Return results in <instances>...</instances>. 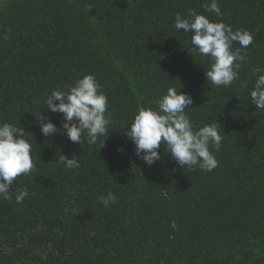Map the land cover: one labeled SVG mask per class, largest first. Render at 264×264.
I'll return each instance as SVG.
<instances>
[{"label": "trees", "instance_id": "1", "mask_svg": "<svg viewBox=\"0 0 264 264\" xmlns=\"http://www.w3.org/2000/svg\"><path fill=\"white\" fill-rule=\"evenodd\" d=\"M211 2L0 4V123L23 129L35 165L13 182L11 200L0 199V264H264V110L249 95L254 69L264 68V0H218L219 18L205 10ZM189 9L253 35L230 86L206 82L209 59L193 51L192 33L175 29L176 14L188 18ZM88 74L112 120L95 145L71 142L62 114L44 103ZM169 87L192 97L185 111L194 129L219 124L213 171L182 169L163 144L152 166L135 155L125 129ZM41 111L57 134L41 133ZM61 155H75L79 168L57 163ZM24 188L29 195L18 205ZM109 191L117 203L105 208L98 197Z\"/></svg>", "mask_w": 264, "mask_h": 264}, {"label": "clouds", "instance_id": "2", "mask_svg": "<svg viewBox=\"0 0 264 264\" xmlns=\"http://www.w3.org/2000/svg\"><path fill=\"white\" fill-rule=\"evenodd\" d=\"M205 10L214 12L218 18L222 15L218 0L205 5ZM187 17L182 18L177 13L174 27L177 31L192 33L189 43L193 51L209 59L206 82L214 87L230 86L239 79L240 64L247 60V55L241 54V51L253 43V35L242 29L234 32L231 26L223 22H211L193 9L188 10ZM234 42L240 45L235 51L232 47ZM253 76L255 81L249 92L250 103L256 109L264 110V68L257 66ZM244 86L247 87V83ZM100 89L101 85L95 76L88 74L68 86L67 92L58 88L47 96L44 102L46 110L62 114V134L71 142L82 144L86 140L88 144L95 145L100 137L109 136L111 113L107 110L108 98ZM155 103V110L138 108L125 129L124 134L135 146V155L146 165L152 166L160 159L158 149L163 144L171 159L182 169L195 170L198 167L202 171H213L218 161L209 148L211 146L217 152L221 149L223 137L219 124L216 122L194 129L185 111L192 108V97L181 90L178 92L175 87H169L166 94H162ZM43 112L36 116L41 133L45 137L57 134L60 129ZM25 134L21 127L0 123V199L11 200L13 182L21 175H29L35 167L31 155L32 145L23 138ZM104 146L105 140L102 141L101 149ZM56 162L68 170L80 166L75 155L71 159L61 155ZM16 193L18 205L29 195L27 188L17 189ZM98 201L108 208L117 203V197L109 191L106 196L98 197Z\"/></svg>", "mask_w": 264, "mask_h": 264}, {"label": "rangeland", "instance_id": "3", "mask_svg": "<svg viewBox=\"0 0 264 264\" xmlns=\"http://www.w3.org/2000/svg\"><path fill=\"white\" fill-rule=\"evenodd\" d=\"M4 1H6V0H0V4H2Z\"/></svg>", "mask_w": 264, "mask_h": 264}]
</instances>
